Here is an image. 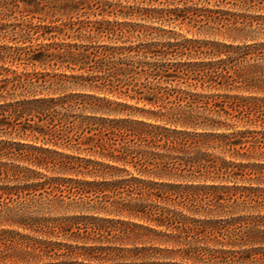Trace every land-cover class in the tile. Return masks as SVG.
<instances>
[{"label": "trees", "instance_id": "1", "mask_svg": "<svg viewBox=\"0 0 264 264\" xmlns=\"http://www.w3.org/2000/svg\"><path fill=\"white\" fill-rule=\"evenodd\" d=\"M231 1L0 0V40L14 42L0 41V264L264 263V216L240 214L263 191L239 185L264 183V17L197 5ZM42 4L224 41L19 46L65 31L28 20ZM87 24L89 40L168 33ZM203 46L217 59L193 61ZM157 255L169 261H143Z\"/></svg>", "mask_w": 264, "mask_h": 264}, {"label": "rangeland", "instance_id": "2", "mask_svg": "<svg viewBox=\"0 0 264 264\" xmlns=\"http://www.w3.org/2000/svg\"><path fill=\"white\" fill-rule=\"evenodd\" d=\"M231 2L232 3H230V4H214V2H212L211 4H207V3L201 2L200 4H197V5L199 7H202V8H206V7L211 8V9L220 8V9L228 10V11H230L232 13H236V14L251 15L252 17H256V16L264 17V10H260V9H252L251 10L248 8H242L241 6H238L239 0H233ZM233 4H237V5H233ZM122 5L123 6H130V5H134V4H128L127 2H124ZM139 5L141 7H157V8H159V7H165L166 8L167 6L173 7L174 5L180 6V7L184 6V4H174V5L173 4L172 5L162 4V6H160V4H139ZM217 5H219V7H217ZM61 7H62V4H42L43 10H39L38 13H36L34 15L35 16L34 18L32 17L33 15H30L27 18L29 21L32 19L34 24L42 23L45 25H53V26L63 27V28H65V31L62 34L58 33L56 35V37L54 39H51V40L42 39V38L38 39V36L35 35L32 42H28L26 44L20 43L19 46H23V47L29 46L32 48H36V47H39L42 45L50 44L52 42H54V43H70V44L77 43L79 45H88V46H100V45L130 46V45H136L140 42H159L161 44L164 42H167V41L176 42V41H180L184 38L196 39V40H199L201 42L202 41H216V42H223L224 41V39L221 36H212V35H207L205 33H199V31H197V29H194V28L189 27L187 25L160 24L157 22H152L150 20H146L144 17H136V16L122 17V16H116V15H98V11L95 8L88 9V7H85L84 9H80L79 11H76V12H73L72 14L67 15L66 14L67 11H63L61 9ZM18 18H20V16ZM96 21L129 22V23H132L133 25L140 24V25H147V26H151V27H158L159 29H165L166 31H168V33L162 37H157L156 39L138 38V37H136V35H134V36H130V37H125V38L121 39L120 41L119 40H110L107 37L94 38V39L89 40V39H87V37L90 36L89 35L90 29L87 27V25H88L87 23L90 22V23L94 24ZM7 22L12 23V24L19 23L18 21H16V19H12V20L7 21ZM73 24H75V25L70 27V25H73ZM82 26H84V27L82 29L78 30V28H80ZM262 38H264V37L262 36L259 40L262 41ZM1 42H4L5 44H8V45H14V42H11L10 40H5V41H1ZM200 49H201V51L198 52L199 55L196 56L197 58L192 59L193 61H201V60L202 61H209L210 58H213V57L217 59V55L213 56L212 54L211 55L208 54V52L211 51V49H212L211 47L203 46ZM201 52H203V53H201ZM222 57H224V55ZM178 60H180V59H178ZM183 60L186 61L187 57H184ZM12 68L18 69L19 71L24 70V66H14ZM33 69L34 68H29L30 71H32ZM38 71H41V69L39 68ZM47 71L51 75L62 72V70H53V69H49ZM213 93H216V92L213 91ZM48 176L52 177V176H62V175L50 172V173H48ZM230 185H232V184H230ZM239 185L261 188L263 192H259V190L255 191V193H250V191H246V194H248V195L249 194H251V195L257 194V197H262V196L264 197V183H259L258 181H255L252 183L240 182ZM73 198H76V197L73 196ZM65 200L71 201L68 198H65ZM262 204H263L262 207H259L256 210H252L249 212H241L240 214L241 215H247V216L262 217V216H264V201L262 202ZM72 214H74V211L65 212V213L59 214L57 216L61 217V216L72 215ZM128 247H130V246H128ZM148 247H149V245H148ZM262 247H264V246H262ZM157 256L158 257H154L152 259H145L143 261L144 262H152V261L166 262V261H169V260L164 259L160 255H157ZM179 261H180L179 259L175 260V262H177V263H179ZM141 262H142V260L139 259V260H137L136 263H141ZM190 264H195V263L190 262ZM232 264H239V263H232ZM249 264H264V263H262V261H261L258 263H249Z\"/></svg>", "mask_w": 264, "mask_h": 264}]
</instances>
